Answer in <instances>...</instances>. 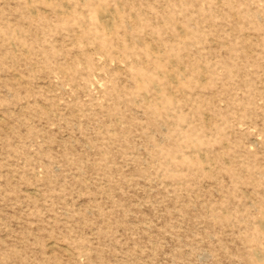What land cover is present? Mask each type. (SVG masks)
<instances>
[{"label": "rangeland", "instance_id": "obj_1", "mask_svg": "<svg viewBox=\"0 0 264 264\" xmlns=\"http://www.w3.org/2000/svg\"><path fill=\"white\" fill-rule=\"evenodd\" d=\"M0 264H264V0H0Z\"/></svg>", "mask_w": 264, "mask_h": 264}]
</instances>
